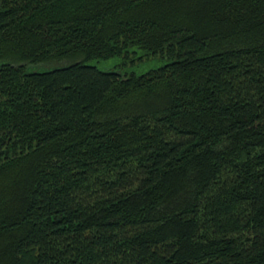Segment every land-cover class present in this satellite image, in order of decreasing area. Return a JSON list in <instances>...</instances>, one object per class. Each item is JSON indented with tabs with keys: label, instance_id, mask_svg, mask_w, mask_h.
I'll return each instance as SVG.
<instances>
[{
	"label": "trees",
	"instance_id": "obj_1",
	"mask_svg": "<svg viewBox=\"0 0 264 264\" xmlns=\"http://www.w3.org/2000/svg\"><path fill=\"white\" fill-rule=\"evenodd\" d=\"M0 264H264V0H0Z\"/></svg>",
	"mask_w": 264,
	"mask_h": 264
},
{
	"label": "rangeland",
	"instance_id": "obj_2",
	"mask_svg": "<svg viewBox=\"0 0 264 264\" xmlns=\"http://www.w3.org/2000/svg\"><path fill=\"white\" fill-rule=\"evenodd\" d=\"M138 55L141 57V59H138L136 62V65L134 67H129L130 70H134L137 72L145 71L152 67H157L159 65H162L166 63L167 59L160 58L158 56L154 55H146L142 51H138ZM117 63V59H108L104 61H93L92 64L96 65L101 70H113L114 64ZM67 64L66 61L61 62H53V63H40V64H31L28 65V69L30 71H45L50 70L53 67L61 66Z\"/></svg>",
	"mask_w": 264,
	"mask_h": 264
}]
</instances>
